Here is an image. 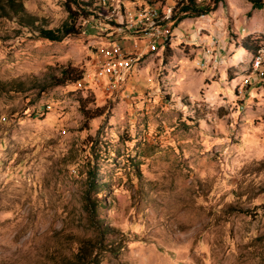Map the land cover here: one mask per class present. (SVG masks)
I'll return each instance as SVG.
<instances>
[{"label":"rangeland","instance_id":"rangeland-1","mask_svg":"<svg viewBox=\"0 0 264 264\" xmlns=\"http://www.w3.org/2000/svg\"><path fill=\"white\" fill-rule=\"evenodd\" d=\"M15 1L34 24L0 0V264L74 262L89 240L101 264H264V8L224 0L153 51L120 28L145 0H94L105 17L62 42L41 31L73 24L71 0ZM121 60L112 89L100 68ZM68 69L84 79L57 85Z\"/></svg>","mask_w":264,"mask_h":264},{"label":"trees","instance_id":"trees-1","mask_svg":"<svg viewBox=\"0 0 264 264\" xmlns=\"http://www.w3.org/2000/svg\"><path fill=\"white\" fill-rule=\"evenodd\" d=\"M175 5H173L172 14L170 15L167 22H169L172 27L177 28L180 23H182L185 19L193 18V17H201L207 16L215 11L218 5L224 0H211L210 3L206 4L205 2H199L198 0H173ZM257 9L264 8V0H248ZM74 4L76 11L73 10L71 6H69L70 19L73 24L65 25L63 29L54 32L51 30H42L41 37L48 39L53 42H62L66 37L70 35H75L79 33V28L75 25V22L78 18L83 17L84 20L96 16L97 19L100 17L99 14L102 9L101 6L96 5L94 0H71ZM145 3L150 6H155L161 4L162 13H164V9L166 8L165 0H145ZM7 7L10 9L12 13H14L20 20V22L24 25H33V18H30L27 15L25 7L22 3L17 2L15 0H8L5 6H2V10L5 13ZM5 16V14H0V17ZM9 15V14H8ZM103 17H105V12H102ZM101 15V16H102ZM259 50L254 51V54H257ZM64 77L56 80L57 85H65L67 83H80L84 79V72L81 70L68 69L64 72ZM102 112L96 114H90L87 112L85 116L87 119L92 120L98 116H101ZM96 245L92 243L91 240L84 243L79 253L76 256V260L74 262L66 260L65 264H101V254L98 253L95 256L94 250H91ZM87 248V249H86Z\"/></svg>","mask_w":264,"mask_h":264},{"label":"built area","instance_id":"built-area-1","mask_svg":"<svg viewBox=\"0 0 264 264\" xmlns=\"http://www.w3.org/2000/svg\"><path fill=\"white\" fill-rule=\"evenodd\" d=\"M173 6H166L164 9V13H162L161 6L158 7L147 5L146 7L138 10L135 13L134 17H130V23L122 24L121 29H127L126 25H130L131 29H136V33H143L147 39L153 44L152 50L155 51L157 48V44L159 40L164 38L165 31L164 26H172L167 20L169 19L170 15L172 14ZM88 21V19H86ZM129 29V28H128ZM168 32V31H167ZM119 56V55H117ZM120 66L123 67L117 73V70L114 67H110V69L102 66L100 68L101 75H108L110 73V79L113 82L114 79H117L115 85H112V89L118 85V81H123V77L121 71L126 69L130 66L129 60H121ZM264 67V50L258 51L257 54H253L251 68L254 72L261 70ZM252 73L248 74L244 79V82L241 85L240 91L243 89L248 88L252 85ZM5 120V119H4ZM1 157V156H0ZM1 159V158H0Z\"/></svg>","mask_w":264,"mask_h":264}]
</instances>
